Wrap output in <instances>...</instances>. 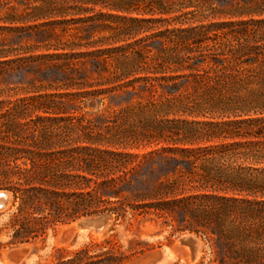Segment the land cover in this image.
Segmentation results:
<instances>
[{
    "label": "trees",
    "instance_id": "trees-1",
    "mask_svg": "<svg viewBox=\"0 0 264 264\" xmlns=\"http://www.w3.org/2000/svg\"><path fill=\"white\" fill-rule=\"evenodd\" d=\"M14 1L0 16L6 245L110 213L195 233L214 264H264V0ZM47 23L69 33L51 54L7 41ZM90 29L109 35H79ZM48 55L67 80L4 82L42 73ZM145 249L110 236L53 264H125Z\"/></svg>",
    "mask_w": 264,
    "mask_h": 264
},
{
    "label": "rangeland",
    "instance_id": "rangeland-1",
    "mask_svg": "<svg viewBox=\"0 0 264 264\" xmlns=\"http://www.w3.org/2000/svg\"><path fill=\"white\" fill-rule=\"evenodd\" d=\"M36 4H42L43 1L50 0H32ZM63 1L60 5H63ZM16 2L12 0H0V16H6L13 9V5ZM59 5L57 6V8ZM26 9L25 7L22 8ZM50 11H46V14ZM52 18H42L39 22L49 21ZM52 26L47 23L43 27V32L31 34H23L20 37H8L7 41L10 44H22V45H40L41 49L37 50L39 54H51L55 52L53 48L46 49V44H59L63 45L66 39L69 38V33L64 34L61 31V27L53 32H45L47 29H51ZM45 29V30H44ZM90 29L88 31L82 30L79 35L84 38H88L92 33L109 35L107 31L101 29ZM95 32V33H94ZM113 42V41H112ZM147 44H152L151 41H147ZM118 43H113L117 45ZM105 44L104 46H107ZM85 49V48H84ZM79 50V49H78ZM62 51V50H60ZM61 59H55L54 56H46L41 59L43 63L39 68L42 69V73L34 70L32 67L27 70H20L16 72H8L4 76V82L28 84V81L44 80L48 84H57L62 80H67L69 76L64 74V71L57 69L52 64L60 62ZM92 64L89 61H82L77 65L81 69H92ZM85 71V70H84ZM71 72V71H70ZM71 76V74H70ZM47 78V79H46ZM2 80V78L0 77ZM48 80V81H47ZM9 193V192H8ZM9 201L4 209H0V264H53L59 256V249L65 250V254L69 257L74 255L78 249L91 244L95 241H102L107 237H113L122 245V250L129 252L130 247L145 246V251L140 252L128 260L125 264H214L211 262V255L209 253L208 245L202 240L200 236L191 232H175L171 224L165 223L161 219L145 218L140 221H123L113 225L110 229L102 232L88 231L80 233L75 228V221L70 223L60 224L54 229H50L47 235L43 238H39L33 242L21 243L17 245H6L10 239L11 228L10 223V207H11V195L9 193ZM194 234L200 240L201 249L198 257L195 260H191L187 257L189 252L188 248L180 243V237L184 235ZM138 243H141L140 245ZM4 245V246H3ZM26 249L27 252L18 260L9 257V252L14 249ZM190 249V248H189Z\"/></svg>",
    "mask_w": 264,
    "mask_h": 264
},
{
    "label": "water",
    "instance_id": "water-1",
    "mask_svg": "<svg viewBox=\"0 0 264 264\" xmlns=\"http://www.w3.org/2000/svg\"><path fill=\"white\" fill-rule=\"evenodd\" d=\"M9 193L6 190H0V209H4L9 201ZM113 218L110 213H100L95 215L84 216L75 221L76 228L80 233L88 231L102 232L111 228ZM180 243L188 246L190 252L187 253V257L191 260H195L201 249L200 240L194 234L184 235L180 237ZM26 249H14L9 252V257L16 260L20 259L25 253Z\"/></svg>",
    "mask_w": 264,
    "mask_h": 264
},
{
    "label": "bare ground",
    "instance_id": "bare-ground-1",
    "mask_svg": "<svg viewBox=\"0 0 264 264\" xmlns=\"http://www.w3.org/2000/svg\"><path fill=\"white\" fill-rule=\"evenodd\" d=\"M75 228H76V224H75ZM179 241H180V240H179ZM184 246H185V245H184ZM186 247L188 248V250H189V252H190V249H189V247H188V246H186ZM189 252H188V253H189Z\"/></svg>",
    "mask_w": 264,
    "mask_h": 264
}]
</instances>
